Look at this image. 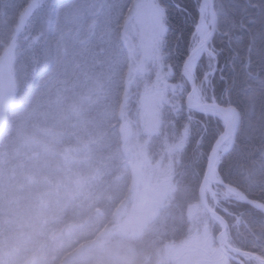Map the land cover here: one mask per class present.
Here are the masks:
<instances>
[{
	"label": "rangeland",
	"instance_id": "obj_1",
	"mask_svg": "<svg viewBox=\"0 0 264 264\" xmlns=\"http://www.w3.org/2000/svg\"><path fill=\"white\" fill-rule=\"evenodd\" d=\"M176 2L191 12L170 11L188 47L195 0ZM166 3L0 0V264H149L148 249L156 264H234L187 188L195 178L199 191L222 129L196 113L183 133L172 126L181 83L160 42ZM212 190L217 210L236 202ZM180 227L184 238L167 234Z\"/></svg>",
	"mask_w": 264,
	"mask_h": 264
},
{
	"label": "trees",
	"instance_id": "obj_2",
	"mask_svg": "<svg viewBox=\"0 0 264 264\" xmlns=\"http://www.w3.org/2000/svg\"><path fill=\"white\" fill-rule=\"evenodd\" d=\"M215 9L219 33L215 36L214 42L217 48L224 50L219 57V67L224 70L223 75L227 78V83L232 86L231 103L241 114L236 142L229 154L222 159L219 173L226 183L237 187L249 198L264 203V0H215ZM178 15L182 17L181 13ZM169 25L171 32L168 36L167 48L163 47V49L167 51L166 64L174 69L175 73L171 82L179 83V61L187 48V42L182 40L181 45L177 39L185 26L181 22L176 24L171 18ZM233 49L240 53V59L235 61V71L231 59ZM174 50L178 52L175 53ZM249 57L251 67L245 68L244 62ZM249 72L253 75H248ZM214 83L219 95L225 85L218 78ZM180 86H176L178 90L174 93L176 104L168 106L172 110L170 121L179 134L185 131V126L188 124L184 97L181 94L182 84ZM194 136L195 134H192L187 138L186 146L190 144L189 147H193ZM188 177H185V180ZM192 182L187 188H191L194 196H197L199 185L195 183V178ZM194 199L198 200L196 197ZM174 201L175 205L179 202L176 195ZM184 208H186L185 204ZM218 212L229 223L230 237L235 245L264 258V214L249 205L233 201L223 203ZM67 216L66 212L64 217ZM238 218L242 223L235 226V220ZM183 226L189 228L190 224L185 221ZM184 227L170 229L167 234L173 238H184L188 230L187 228L185 231ZM167 234L166 238H168ZM145 256L149 264H156L154 250L148 249ZM138 259L130 264H144L141 258Z\"/></svg>",
	"mask_w": 264,
	"mask_h": 264
},
{
	"label": "snow or ice",
	"instance_id": "obj_3",
	"mask_svg": "<svg viewBox=\"0 0 264 264\" xmlns=\"http://www.w3.org/2000/svg\"><path fill=\"white\" fill-rule=\"evenodd\" d=\"M171 9H175L177 14L187 13L188 18L191 19V12L176 0H169V3L162 4L158 8L160 42L164 48H167L168 36L171 32L169 25ZM195 11L196 17L191 23L189 44L179 61L181 94L184 97L186 122L189 128L194 122V113L204 116L209 123H218L222 131H218L213 140V144L218 145L221 140L226 139L224 133L228 130L227 122L221 114L231 112L235 120H238L239 114L235 105L231 103L232 86L227 83V78L223 75L224 70L219 67V57L224 50L217 48L214 42L218 33V22L213 0H195ZM168 57L170 62V52ZM231 59L235 71V61L240 59L238 50H232ZM244 67H251L250 57L245 60ZM248 75L251 76L253 73L249 72ZM217 78L225 85L219 95L214 83ZM195 122L199 123V121ZM207 131L208 124H204L203 132L206 134Z\"/></svg>",
	"mask_w": 264,
	"mask_h": 264
},
{
	"label": "water",
	"instance_id": "obj_4",
	"mask_svg": "<svg viewBox=\"0 0 264 264\" xmlns=\"http://www.w3.org/2000/svg\"><path fill=\"white\" fill-rule=\"evenodd\" d=\"M213 3L215 6L214 0H213ZM217 22H218V18H217ZM238 114H239L238 120L236 121L234 131H231V126H230L231 112H224L223 113V115L226 119V122H227V126H228L227 132L224 133V135L226 136V139L221 140V142L218 145H214L209 156H208V158H207V163L205 166L203 179H202V182H201L200 187H199L198 197H199L201 205L208 212V214L222 223V229H221L220 234L216 238V243H217L219 249L221 250V252L223 253V255L226 256L227 258H229L230 260H232L233 262H235L236 264H244L243 258H245L246 256L257 259L261 263H264V259H262L261 257L255 255V254H252L250 252L235 249L227 242L228 224H227L226 220L223 218V216H221L216 211V209H213L208 205L207 200L205 199V196H204V188L207 184L220 185L227 192H230L231 194H234L235 196L240 198L242 200V202H244V203L250 205L251 207H253V208L264 213V203H261L257 200L250 199L241 190L225 183L221 178L219 180H217V179H212L210 176L211 170L213 169V167L215 165H216V170H218L219 154L222 152V155H223L227 152V151H223V147L230 140L232 141V143H231L232 147L235 143L236 134H237V131L239 128L240 120H241L240 113L238 112ZM212 199L215 203L216 199L214 198V196L212 197ZM221 237H222L223 241H221Z\"/></svg>",
	"mask_w": 264,
	"mask_h": 264
},
{
	"label": "bare ground",
	"instance_id": "obj_5",
	"mask_svg": "<svg viewBox=\"0 0 264 264\" xmlns=\"http://www.w3.org/2000/svg\"><path fill=\"white\" fill-rule=\"evenodd\" d=\"M223 116V119L226 121L223 113L221 114ZM236 121L234 118H233V114L231 113V118H230V126H231V131H234V127L236 125ZM230 142L228 144H226L224 150H227L228 149V146H229ZM210 176L212 179H217L219 180V175L216 171V165L213 167V169L211 170V173H210ZM213 186H216V185H213V184H207L205 186V195L206 197H209L210 195H214V192L212 190ZM221 240L223 241L222 237H221ZM228 241V240H227Z\"/></svg>",
	"mask_w": 264,
	"mask_h": 264
}]
</instances>
